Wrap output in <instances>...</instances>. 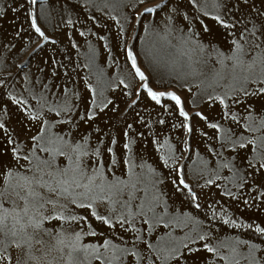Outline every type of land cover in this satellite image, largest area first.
<instances>
[{
  "label": "rangeland",
  "instance_id": "374dc122",
  "mask_svg": "<svg viewBox=\"0 0 264 264\" xmlns=\"http://www.w3.org/2000/svg\"><path fill=\"white\" fill-rule=\"evenodd\" d=\"M0 264H264V0H0Z\"/></svg>",
  "mask_w": 264,
  "mask_h": 264
},
{
  "label": "snow or ice",
  "instance_id": "6c2138e0",
  "mask_svg": "<svg viewBox=\"0 0 264 264\" xmlns=\"http://www.w3.org/2000/svg\"><path fill=\"white\" fill-rule=\"evenodd\" d=\"M31 2L35 3V0H31ZM149 11H151V10H149ZM32 27H33L38 33H40V35H43V33L40 32V29L36 27L35 22H33ZM129 58L132 59V55H131V53H129ZM133 67H134V68L136 67V65H135V60H134V59H133ZM137 75L139 76V78H140L141 80H144V79H145L143 73H141L138 69H137ZM148 95L152 98V100H154L157 104H159V103H160V98H161V96H163V95H165V94H164V93H159V94H157V93H155V92L149 91V92H148ZM168 95H169V98H170L171 100L175 101L176 104L179 106V104H180V100H179V98L176 97L175 95H172V94H168ZM181 115L184 116L185 119L188 118V117L186 116V114H185L183 111H181Z\"/></svg>",
  "mask_w": 264,
  "mask_h": 264
}]
</instances>
